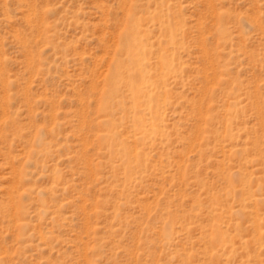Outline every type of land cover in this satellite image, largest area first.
Returning <instances> with one entry per match:
<instances>
[{
	"label": "rangeland",
	"instance_id": "rangeland-1",
	"mask_svg": "<svg viewBox=\"0 0 264 264\" xmlns=\"http://www.w3.org/2000/svg\"><path fill=\"white\" fill-rule=\"evenodd\" d=\"M0 264H264V0H0Z\"/></svg>",
	"mask_w": 264,
	"mask_h": 264
},
{
	"label": "bare ground",
	"instance_id": "bare-ground-1",
	"mask_svg": "<svg viewBox=\"0 0 264 264\" xmlns=\"http://www.w3.org/2000/svg\"><path fill=\"white\" fill-rule=\"evenodd\" d=\"M159 12V11H158ZM163 12V11H162ZM138 15V14H137ZM155 16V15H154ZM159 16V15H158ZM161 16V15H160ZM159 16V17H160ZM143 18V14L139 15V16H133L132 20L133 22H135L134 24H136L137 30H131L129 33L126 34V40H125V47H126V51L128 54L127 57V65H129V69L131 72V80L133 81L134 85H135V89L137 90V92H139V90L142 89V84L144 83V74H143V65H141V61H142V53L140 50V43L139 41H142L141 36L139 35V30L137 27L139 25L140 20ZM158 18V17H157ZM160 19V18H159ZM132 22V21H131ZM169 31V29H167ZM166 29L164 30L165 33L167 31ZM171 32V31H169ZM143 43V42H142ZM143 52V51H142ZM147 52V51H146ZM145 52V53H146ZM126 54V53H125ZM168 55V54H167ZM166 58V57H165ZM166 61V59H165ZM124 63V62H123ZM166 64V63H164ZM161 66V65H160ZM169 66V64L167 65ZM146 74V73H145ZM123 77V76H122ZM125 77V76H124ZM123 77V79H124ZM113 78V77H112ZM116 80L118 82H121V76L116 77ZM128 82H126L127 84ZM113 86V85H112ZM115 87V86H114ZM145 87V86H144ZM149 87V86H148ZM143 92V91H142ZM137 111V110H136ZM139 112V110L137 111ZM141 112V110H140Z\"/></svg>",
	"mask_w": 264,
	"mask_h": 264
}]
</instances>
